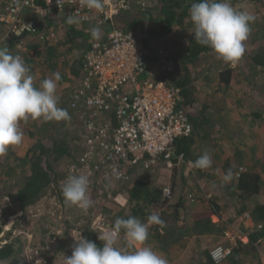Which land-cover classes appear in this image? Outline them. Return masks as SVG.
<instances>
[{
  "label": "trees",
  "instance_id": "1",
  "mask_svg": "<svg viewBox=\"0 0 264 264\" xmlns=\"http://www.w3.org/2000/svg\"><path fill=\"white\" fill-rule=\"evenodd\" d=\"M236 1L230 0L231 5H236ZM244 1L259 15L250 22L251 32L244 42L245 47L253 48L249 49L251 53L245 51L243 55L250 69L247 75L241 71L234 72L229 64L220 59L216 60L214 68L213 65L209 68L206 65L199 67L195 70L196 75L190 71L192 61L196 62L203 55L207 56L208 61L209 57L216 55L209 47L194 40V27L189 9L191 4L201 0H148L145 6L135 1L129 10L118 15L113 21L114 28L124 31L140 28L145 34L141 41L146 52L145 72L149 73L153 81H164L167 85L179 88L180 100L177 108L186 115L192 129L188 135L180 136L174 141L175 155L172 157L171 167H167L160 158L157 159V164L148 168L141 164L129 166L122 180L114 181L112 176L109 179V174L103 175L104 182L101 186L96 177L102 176V171L95 169L89 179L88 194L94 201L101 187L108 186L109 190L102 193L105 200L99 208L107 213L117 206L114 199L120 195L129 203L127 213L117 210L112 211V215L110 213L105 223L110 228L118 217L126 219L128 216H134L146 223L149 215L158 214L164 225H151L145 243L168 259V262H171L169 264H216L210 251L217 245L231 248L229 256L221 260L220 264H264V163L263 167L255 168V165L247 164L242 154L243 149L253 153L261 151L260 144L257 143L262 139L259 136L253 139L249 135L245 136L241 127L232 129L230 125H225V116L229 112L227 108L233 110L235 105L250 108L251 117L264 124V108L258 111L252 108L263 107L264 102L260 101L264 100V44L256 40L264 33V0ZM248 13L253 14L250 10ZM22 15L36 20L37 31L22 36L30 37V40L23 41L26 50L10 49L11 41H8L10 44L7 48L12 55L23 57L36 87H39L43 79L51 78L53 73L61 74L56 90L58 107L67 109L71 119L48 122L43 119H29L27 122H21L20 127L29 143L26 155L18 156V145H15L9 147L6 153L9 158L0 156V200L8 199L1 209L0 264L28 262L25 240L22 235L16 234L14 229L21 219L38 208L44 213L42 212L38 219L33 217L38 225L35 223L28 227V230L33 232L32 244L45 245L51 238H56L51 253L54 258H50V254L43 255L45 261L55 264L60 256L58 254L64 255L67 252L63 246L66 239L70 241L68 246L71 251L68 255L71 256L75 240L70 234L74 231L79 234L78 239L83 236L95 242L98 247L103 244L92 225L94 214H90L93 206L97 204L99 207L100 202L94 201L88 212L77 206H66L61 184L66 182L69 176L83 174L78 159L84 150L82 116L77 114L70 102L74 96L80 94L81 88H84V55L90 42L94 40L89 29L100 27V40L105 41L108 32L113 28L111 25H96L95 22L68 25L67 12H56L51 17L39 18L31 9H27ZM55 31L58 35L56 34L54 39L46 38L48 33ZM19 38L21 37L14 36V39ZM178 42L181 43L179 48L175 44ZM167 61L172 62L173 70L165 67ZM180 65L182 69L179 68ZM240 75L242 77L238 79ZM199 77L201 81L197 83L195 80ZM141 78H145V74ZM239 80V84L248 90L240 92L233 87ZM60 81L70 86L65 89L63 95L61 93L64 89L60 86ZM94 84L93 82L91 86ZM257 87L263 92L256 89ZM79 101L77 100L75 106ZM193 104H198L199 107ZM216 129L219 133L212 137L210 134ZM229 131L236 136L232 139L234 141L224 145L223 140L227 139ZM261 137L264 139V135ZM204 152L211 156L212 165L206 169L193 167V163ZM178 155L182 157L178 159ZM6 166L9 167L8 170ZM229 170L232 175L226 181L224 177ZM5 176L8 178H4ZM109 181H113V185ZM167 184L171 186V198H165L163 195V188ZM191 203L194 207L198 206L197 210L195 208V211H192L193 208L188 207ZM223 210H231L233 216L223 218ZM245 213L248 217H245ZM211 214H216L218 219L213 221ZM46 217L54 221L61 220L63 231L56 233L50 222H46ZM9 218H14V222L10 228L5 229ZM179 220L183 223L176 226ZM233 224H237V228L247 234L245 242L237 240L232 243L225 238L224 230ZM118 242L127 248L123 231ZM179 242L181 247L184 245L183 248L188 245L183 256L185 260L178 259L174 262L182 253L172 249L173 245ZM36 250L31 252H34V258L38 254ZM60 264H64V260Z\"/></svg>",
  "mask_w": 264,
  "mask_h": 264
},
{
  "label": "built area",
  "instance_id": "2",
  "mask_svg": "<svg viewBox=\"0 0 264 264\" xmlns=\"http://www.w3.org/2000/svg\"><path fill=\"white\" fill-rule=\"evenodd\" d=\"M135 1L141 6L148 4V0H104L105 12L99 13L81 7L80 0H60L59 4L57 0H18V3L17 0H0V23L7 25L6 35L12 37L22 38L37 31L36 20L22 15L27 9L39 18L67 12L78 14L80 25L95 22L113 28L105 41L90 42L83 61L84 88L70 102L82 116L84 150L78 159L83 174L89 179L95 169H100L114 181L122 180L129 166L141 164L148 168L157 164L159 158L171 167L174 141L188 135L192 129L186 115L177 108L179 88L164 81H153L145 72L146 52L141 42L145 34L140 28L124 31L113 27L114 19L129 10ZM55 37L54 32L46 35L50 40ZM171 64L167 61L165 67L173 70ZM143 74L145 78H141ZM93 82L95 87L91 86ZM77 100L80 101L76 107ZM163 195L171 198L169 184L163 188ZM245 217H248L246 213ZM101 228L106 230V227ZM223 233L233 243L247 240V234L239 228L228 227ZM213 251H218L223 260L229 256L231 248L217 245L210 255Z\"/></svg>",
  "mask_w": 264,
  "mask_h": 264
},
{
  "label": "clouds",
  "instance_id": "3",
  "mask_svg": "<svg viewBox=\"0 0 264 264\" xmlns=\"http://www.w3.org/2000/svg\"><path fill=\"white\" fill-rule=\"evenodd\" d=\"M80 6L105 12L104 0H80ZM189 16L194 27V40L209 47L217 59L234 65L243 57L246 51L244 42L251 32L250 22L255 20L253 15L237 11L230 0H201L191 4ZM66 23L78 25V14L69 15ZM89 32L94 40L101 38L100 27H92ZM60 79L61 74L55 72L36 87L23 59L12 55L6 46L0 47V156L5 155L9 147L22 142L21 122L29 119H43L45 122L71 119L67 109L58 107L56 90ZM211 165L212 158L208 152L193 163V167L198 169ZM231 175L229 170L224 179L229 180ZM88 192L89 176L86 174L69 176L62 186L65 205L77 206L85 212L94 204ZM151 225L163 226L164 221L155 213L147 217L146 223L134 216L118 217L109 230L98 235L103 242L101 247L83 236L75 239L72 254L64 256V264H169L166 258L145 243ZM122 231L126 249L117 246ZM211 256L216 264H220L223 258L218 251H213Z\"/></svg>",
  "mask_w": 264,
  "mask_h": 264
},
{
  "label": "rangeland",
  "instance_id": "4",
  "mask_svg": "<svg viewBox=\"0 0 264 264\" xmlns=\"http://www.w3.org/2000/svg\"><path fill=\"white\" fill-rule=\"evenodd\" d=\"M237 3H236V5L234 4V6H232L234 9H236L237 11H245V12H247L248 13V11L250 10L251 11V13H253L252 15L255 17H258L259 15H258V12L257 13H255V11L253 10V8H252V6L250 5V4H246L245 3V1L244 0H237L236 1ZM264 10V9H263ZM154 13V12H153ZM135 23H138V22H135ZM57 31V30H56ZM55 31V35L57 34L58 35V33L60 32V31H57L56 32ZM263 35L260 37V39H256V40H259L260 42L262 41L263 42V44H264V33H262ZM58 37V36H57ZM261 42V43H262ZM176 45H177V48H179V46L181 45V43L180 42H178V43H175ZM167 47H169V46H167ZM247 50H246V53H251L250 52V50L249 49H253L252 47L251 48H247V46L245 47ZM254 49H256V47L254 48ZM30 51H32V50H30ZM33 52V51H32ZM31 52V53H32ZM33 54V53H32ZM245 55V54H244ZM206 58H207V56H205V55H203V56H201V58L200 59H197L196 60V62L195 61H192V65L189 67L190 68V71H192V72H194V75H196V73H195V70H197V69H199V67H204L205 65H206V67L208 66V68L210 67V66H212V68H214L215 67V65L217 64V62H216V60H218L217 59V57H216V55L214 56V55H212L211 57H209L208 58V61H206ZM239 63H236V64H234V65H232V64H229V66L234 70L235 69V71L236 72H243V73H245L246 75L248 74V73H250V69H249V66L248 65H246V59H245V57H243V58H241L239 61H238ZM220 65V64H219ZM193 66V67H192ZM179 68H181L182 69V66L180 65L179 66ZM208 70V69H207ZM197 77V76H196ZM238 77V76H237ZM241 75L238 77V79H241ZM197 83H199L200 81H201V78L199 77V78H196V80H195ZM240 83V80L236 83V85L235 86H233L235 89H239V91L240 92H243V91H245V90H248V89H246L245 87L243 88V85L242 84H239ZM60 86L65 90V89H69V88H67V87H70V86H68V84H66L65 82H63V81H60ZM250 89H252L251 87H250ZM256 89H260V88H256ZM262 89H264V88H262ZM65 92H66V90H65ZM219 94V93H218ZM231 95H233V93L231 94ZM260 101H264L263 99H260ZM219 105H221V103H218ZM194 106H196L197 108L199 107L198 106V104H193ZM262 106L263 107H257V108H254V107H252L253 108V110L254 111H258V110H260V109H263L264 108V102L262 103ZM252 110V111H253ZM264 116V115H263ZM225 118L226 119H228V120H231V121H233L234 120V125H236V121H238L239 122V125L241 124V121H242V124L244 123V125H245V127H244V130H243V132L245 133V136H247V135H249L250 136V138H255L256 136L258 137L259 136V138H261L260 137V135H264V124L262 123V122H260V120L259 119H257V118H255V117H251V110H250V108H248V107H246L245 105H243L242 107L241 106H237V105H235L234 107H233V110H230L229 112H228V114H226V116H225ZM222 121V120H221ZM249 129H251V130H253L254 132H255V134H254V132H249L250 130ZM245 130H247V132L245 131ZM249 130V131H248ZM249 132V133H248ZM216 133H219V130H215V132H213L212 134H210L212 137H216L218 134H216ZM248 133V134H247ZM228 136H231L232 138L231 139H233V137L235 136V135H233V133H231V131H229V135ZM228 136H227V138H228ZM242 136V135H241ZM257 144H260V142L259 143H257ZM25 143H23V145H22V147H21V149H20V152H18V149H17V155L19 156H22V155H25L24 154V149H25ZM262 146L264 147V145L262 144ZM260 149H261V147H260ZM8 157L9 158V156L8 155H6L5 154V156L4 157ZM3 157V158H4ZM13 159V158H12ZM7 166H8V164H7ZM6 166V167H7ZM259 168L260 167H263V163H260L259 165H257ZM9 169V167H7V170ZM101 175L102 176H100V177H96L97 178V181L99 182V184H100V186H101V183L102 182H104L103 180V175H104V173H101ZM4 178H8L7 176H5ZM109 179H110V177H109ZM112 185H113V181H109ZM64 183H62L61 185H63ZM104 190H109V187L108 186H106V188L103 186V187H101V189L97 192V196L94 198V201H96L97 203H99L98 205H99V207L97 206V204H96V206L94 207L93 206V210H92V212H90V214H94L93 215V218H92V225H93V227H94V229L96 230V233H97V235H99V234H103L104 232H106L107 230H109L110 229V227L109 226H107V225H105V223H106V221H107V219L109 218V215H110V213H111V215H112V213H114V212H112V211H115V210H117L118 212L119 211H122V213H127V211H128V208H129V203L127 202V200L125 199V198H121L122 196L120 195V196H118V197H116L115 199H114V202H116V204H117V206L116 207H113V209H112V211H110V213H107V212H104V210H100L99 208H100V206H101V204L104 202V200H105V198H104V196L102 195V193H103V191ZM7 201H8V199L7 198H4V199H1L0 200V220L2 219V211H1V209H2V207L3 206H5L6 205V203H7ZM99 201V202H98ZM188 205V204H187ZM188 207H194V204L193 203H191L190 205H188ZM55 208H57V206H55ZM44 213V211H42V210H40V208H38V209H35V210H32L28 215H26L27 217H25V218H23V219H21V221H20V223H19V225L14 229V232H16V234H20V235H22V239H24L25 240V248H26V253H27V263L26 264H50L48 261H45V259H44V254L45 255H47V256H49V254H50V258H54V257H52L51 256V253H52V251H53V248H52V245H54L55 243H56V238H51L50 239V241H47V243L45 244V245H35V244H32L34 241V237H33V232L32 231H29L28 230V227H31V225H35V223H37V220H36V222H35V218H33L34 216L35 217H37L36 219H38V216H40V214L41 213ZM88 212V211H87ZM19 213H17V215H18ZM47 218V217H46ZM70 218V217H69ZM14 220V218H9L8 219V223L5 225V229H8V228H10L11 226H12V224H13V221ZM31 222H33V223H31ZM46 222H50L49 224L51 225V227H53V229H56V233H60L61 231H63V222L60 220V221H54L53 219H51V218H47V220H46ZM30 223V224H29ZM40 223V222H39ZM56 223H59V225H56ZM37 225H38V223H37ZM40 225V224H39ZM104 225V227H106V230H104L103 228H101L102 226ZM45 226H46V224H45ZM26 233H28V235L26 234ZM13 235L14 234H12V237H13ZM12 237H10V238H12ZM70 237L71 238H73L74 240L75 239H78V237H79V234L76 232V231H74V232H72L71 234H70ZM48 239V237L46 238V240ZM33 241V242H32ZM181 242H179V243H177V244H175V245H173V248L172 249H183V247H181V245H179ZM70 241H69V239H66V241L64 242V244H63V246H64V249H65V251H67L64 255H61L60 253L58 254V256H59V258H58V260L56 259V262H55V264H60V262L62 261V260H64V256H66V257H68L69 255H68V253H70V251H71V249H70ZM69 245V246H68ZM117 246H119V247H121V248H125L126 249V246L125 245H120V243L119 242H117ZM36 249H39V250H36ZM35 250L37 251L36 253H38V254H36V256H35V258L33 257V253L35 252ZM32 251H34L33 253H31ZM189 251V250H188ZM184 256V252L183 253H181V255L179 254L178 256H177V258H175V261L174 262H177L178 261V259L179 260H185V258L183 257ZM21 257V256H20ZM177 259V260H176ZM22 263V261L20 262V264ZM169 263H171V262H169ZM19 264V263H18Z\"/></svg>",
  "mask_w": 264,
  "mask_h": 264
},
{
  "label": "crops",
  "instance_id": "5",
  "mask_svg": "<svg viewBox=\"0 0 264 264\" xmlns=\"http://www.w3.org/2000/svg\"><path fill=\"white\" fill-rule=\"evenodd\" d=\"M2 7V4H1V2H0V8ZM70 15V14H69ZM94 24V23H93ZM6 32H7V25L4 23V22H1L0 23V38H2V42H0V47H4V46H6V47H9L8 45L10 44L9 42L11 41V43H12V46H10V49H17V50H19L20 51V48L22 49V50H26L27 49V47L26 46H23V41L24 42H26L27 40H30V37L29 36H27V38H19V39H14V37H12V36H10L9 34L8 35H6ZM26 40V41H25ZM9 41V42H8ZM23 58V57H22ZM233 68V67H232ZM234 72H236L235 71V69L233 70ZM259 91H262L263 92V90H261V89H259ZM65 93V90H63L62 91V93H61V95H63ZM60 95V96H61ZM227 110L228 111H230V110H232V109H230L229 110V108H227ZM234 120L233 121H231V120H228V119H226V122H225V125H230V127H232V129H234V128H237V127H241V128H243V130H244V127H245V125H244V123L242 124V121H241V124L239 125V122L238 121H236V125H234ZM250 130V129H249ZM248 130V131H249ZM246 132H247V130H245ZM249 132H251V130L249 131ZM248 132V133H249ZM247 133V134H248ZM236 136V135H235ZM261 136H263V135H260V137ZM261 141H260V145H259V147H261V151H255L254 153L253 152H247V151H244L245 149H243V151H242V154H243V157H244V160H246L247 161V164H249V165H255V168H257L258 166L257 165H259L260 163H264V151H263V149H264V147L262 146V144L264 145V139L261 137ZM224 141V145H227V144H229L230 142L229 141H234V140H232V139H229V138H227V139H224L223 140ZM23 143H25V149H24V154L26 155V153H27V149H28V145H29V143H28V138L24 135V137H23V140H22V142L18 145V147H17V149H18V152H20V149H21V147H22V145H23ZM252 150V149H251ZM250 154V155H249ZM23 156V155H22ZM247 157V158H246ZM249 161H248V160ZM196 207H198V206H196ZM196 207H192L193 209H192V211L194 210L195 211V208ZM196 210H197V208H196ZM191 211V212H192ZM230 211V212H229ZM208 213V212H207ZM212 215V220L213 221H216L217 219H218V217L216 216V214H211ZM223 218H226V219H228L229 217L228 216H233V214L231 213V210H228V211H224L223 210ZM228 217V218H227ZM182 223H183V221L182 220H179L178 222H177V224H176V226H181L182 225ZM169 224H171V223H169ZM232 224V223H231ZM235 227V228H237V224H233V225H230L229 227ZM171 229H173V228H171ZM175 230H177V228H175ZM175 230H174V232H175ZM183 247H184V245H183ZM187 247H188V245L185 247V248H183V249H177V251H182V253L183 252H187ZM168 260V259H167Z\"/></svg>",
  "mask_w": 264,
  "mask_h": 264
}]
</instances>
